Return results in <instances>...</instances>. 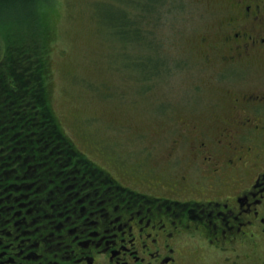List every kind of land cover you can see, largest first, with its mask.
<instances>
[{
	"label": "rangeland",
	"instance_id": "rangeland-1",
	"mask_svg": "<svg viewBox=\"0 0 264 264\" xmlns=\"http://www.w3.org/2000/svg\"><path fill=\"white\" fill-rule=\"evenodd\" d=\"M120 2L134 10L120 0H49L42 6L50 40V104L76 148L117 185L107 198L116 189L134 202L163 196L161 187L175 183L190 188L199 142L211 144L227 134L225 126L257 146L246 152L248 164L221 178L229 184L240 174L251 184L256 171L264 170V49L231 63L224 40L241 30L237 0H165L159 21L140 26L151 42L156 38L159 53L153 55L118 40L100 23L102 5ZM140 55H166L165 72L145 78L129 64ZM251 95L261 102L253 100L249 108L237 102ZM246 121L247 130H240ZM211 145L214 156L225 158L220 146ZM210 170L202 168L208 179H194L196 188L213 182ZM228 189L220 186L224 196Z\"/></svg>",
	"mask_w": 264,
	"mask_h": 264
},
{
	"label": "flooded vegetation",
	"instance_id": "flooded-vegetation-1",
	"mask_svg": "<svg viewBox=\"0 0 264 264\" xmlns=\"http://www.w3.org/2000/svg\"><path fill=\"white\" fill-rule=\"evenodd\" d=\"M236 9L235 24L241 30L236 28L224 40L231 63L264 49V0H237ZM253 100L261 102L253 95L237 102L249 108ZM247 126L246 121L239 129L247 130ZM227 127H223L227 134L221 132L211 144L229 156H214L213 146L200 141L190 188L175 183L161 187L163 196L137 197L134 202L126 197L118 203L104 194L98 205L105 207H83L77 212L75 207L70 218L60 215L66 223L57 227V236L37 235L41 228L20 242L18 236L10 242L17 247L12 253H3L0 264H264V170L256 171L251 184L239 178L240 174L224 184V171L242 169L249 163L246 152L257 146L250 137L242 139L235 135L236 129ZM202 168L211 169L207 172L213 177L211 184L202 185L208 179ZM255 169L257 165H253ZM196 178L202 181L200 188L195 187ZM221 185L229 187V196L221 193ZM181 192L190 198L185 199ZM69 223L74 229L63 234ZM56 241L64 246L61 255L43 245Z\"/></svg>",
	"mask_w": 264,
	"mask_h": 264
},
{
	"label": "trees",
	"instance_id": "trees-1",
	"mask_svg": "<svg viewBox=\"0 0 264 264\" xmlns=\"http://www.w3.org/2000/svg\"><path fill=\"white\" fill-rule=\"evenodd\" d=\"M120 1L134 10L121 2L103 4L102 26L118 40L158 54L156 38L151 42L140 26L146 20L159 21L165 0ZM47 2L0 0V256L12 253L17 244L10 242L18 236L20 242L38 228L37 235L57 236V227L66 223L60 215L70 218L75 207L76 212L105 207L98 205L104 200L98 198L117 187L76 148L50 104V40L42 15ZM150 55L132 57L129 63L136 64L145 78L160 76L168 65L166 55L157 59ZM115 193L110 199L126 198L117 189ZM69 224L63 234L74 229ZM43 245L56 249L58 255L64 248L60 241Z\"/></svg>",
	"mask_w": 264,
	"mask_h": 264
}]
</instances>
